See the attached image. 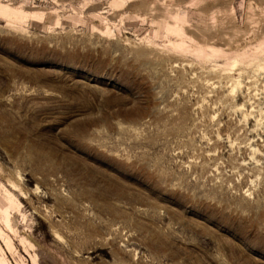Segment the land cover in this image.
<instances>
[{
	"label": "rangeland",
	"instance_id": "rangeland-1",
	"mask_svg": "<svg viewBox=\"0 0 264 264\" xmlns=\"http://www.w3.org/2000/svg\"><path fill=\"white\" fill-rule=\"evenodd\" d=\"M0 264H264V0H0Z\"/></svg>",
	"mask_w": 264,
	"mask_h": 264
},
{
	"label": "bare ground",
	"instance_id": "bare-ground-1",
	"mask_svg": "<svg viewBox=\"0 0 264 264\" xmlns=\"http://www.w3.org/2000/svg\"><path fill=\"white\" fill-rule=\"evenodd\" d=\"M13 14V13H12Z\"/></svg>",
	"mask_w": 264,
	"mask_h": 264
}]
</instances>
